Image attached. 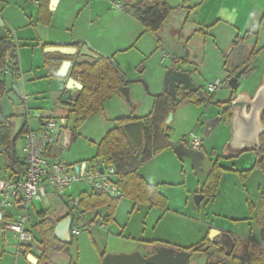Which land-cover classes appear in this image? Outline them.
I'll return each mask as SVG.
<instances>
[{
    "label": "rangeland",
    "instance_id": "rangeland-1",
    "mask_svg": "<svg viewBox=\"0 0 264 264\" xmlns=\"http://www.w3.org/2000/svg\"><path fill=\"white\" fill-rule=\"evenodd\" d=\"M88 1L90 0H86L87 3ZM117 1L123 2V0H91L93 7L91 17L87 16L85 11L79 18L74 19L73 15L66 21L67 32L73 30L76 34L85 33L91 25V36L94 33H99L102 41L108 44L110 50L113 51L112 60L124 74L125 79H141L147 84L148 90L145 89L141 81H133L129 83L130 101L115 93L105 99L99 111L78 126L77 136L72 141L70 148L64 149L55 159L69 164L95 159L96 145L106 131L113 126L115 117L130 115L143 117L151 111L154 95L163 91V76L172 65L189 71L193 82L201 88L210 101L203 102L201 105L193 104L187 100L179 102L171 110L172 118L166 125L168 126L169 147L139 167V171L150 183H160L158 188L168 198L166 206L168 210L164 211V208L154 209L158 210V213L166 212L159 225L155 227L157 212L149 214L144 210H135V213H132L131 201L127 198L120 199L116 206L114 211L117 218L116 222L114 220L106 222L103 219L107 212L106 207L90 212H84L80 208L74 209L75 219L72 225L79 228V233L72 237L68 254L52 253L48 264H102L100 255L103 252L105 254L131 252L142 254L144 249L141 243L144 239H167L166 246L177 250L190 246L205 236L206 228L201 225L204 221H209L210 224L220 227L224 231L238 233L245 239H260V233L255 223L256 218L249 223L244 218L249 217L247 215L248 204L245 202L246 187L249 188V197L253 203L257 204V195L260 196L258 187L262 186L263 182L261 175L257 176V171L250 175L246 186L242 185L243 181L236 172L225 171L221 183L224 189L221 186L219 189L225 190V195L219 193L214 202L208 201V198L202 199L198 208L195 202V196L201 194L199 191L205 181L208 167L213 165L216 160L219 165L225 168H232L234 165L236 169L243 170L252 165L256 159V153L253 150H246L231 158L222 157L228 149L227 143L230 138V123L223 118L222 109L227 106V100L232 96L233 91V88L228 84L230 71L227 69L229 60L226 53L231 46L227 44L228 36L219 33L216 37L205 36V42H202L203 40L201 41L197 36L190 40L189 48L195 42H198L199 46L193 47V50L190 49L193 54L188 66L191 69H188L178 62H174L172 55L165 48V42L170 39L171 31L179 30L184 33L188 27L189 20L184 19L185 9L182 0H170L175 3V6L156 34L146 31L136 18L113 8L111 2ZM9 6L11 5L7 3V0H0V7L4 8L6 12L13 10V7ZM35 23L38 25L37 33L39 34L52 28L47 29L49 24L45 25L38 22L37 13ZM62 25L63 23L57 21L54 26L56 31ZM8 32L0 15V35ZM263 49L264 40L261 37L254 50L256 54L252 57V65L257 66L258 71L254 75L246 74L238 79L237 88L234 89V97L242 92L253 95L256 88L261 84L264 72H262L264 69ZM165 51L169 55L163 58ZM24 52L27 56L26 60L29 62L31 55L29 49H25ZM35 52L38 54L35 58H39L41 48H37ZM40 71L45 72L44 69H40ZM4 77L0 76V79ZM6 78L9 79L8 76ZM216 78L220 80V86L215 92H209L207 85L213 83ZM13 79L19 92L27 97L25 101L28 102L29 106L39 105L41 107L39 110H29V125L31 127L34 128L38 125L39 122L36 117L38 114L45 117L53 115L58 121V125L65 126L67 130L73 126L74 116L69 115L66 106L58 105L59 109L55 107L54 102L59 96V91H53L56 86L54 79L43 78L34 82L28 80V74L25 72L19 78L14 76ZM215 102H221L224 105L219 107L215 105ZM3 110L9 113L17 111L18 108L5 97ZM220 117L222 118L217 122L212 133L205 136L206 123L210 119L218 120ZM193 135L201 138L200 151L204 154L205 164V169L201 171L192 167L188 157L179 156L174 150V146L180 142L185 143V146L189 148L188 141ZM24 144L23 136L15 142V155L19 161H22L24 156ZM7 161V157L4 156L3 158L0 155V178L7 176L10 172ZM242 164L248 166L245 167ZM89 189V186L83 183H74L61 198L52 195L45 201H34L30 205L31 220L27 226L29 227L31 221H35L38 217V211L46 209L50 214H56L58 211L66 210V205L72 203L71 197L76 198L81 191ZM67 193H70L71 196H68ZM227 207H232L233 211L222 214L221 211L226 210ZM96 212L101 215V220L98 222L93 220ZM199 222H201L200 225ZM250 227H253V231L248 233ZM165 232L166 235H164ZM31 233L34 235L37 232L32 228ZM210 238L212 242L219 241L225 249H229L230 244L226 243V236L219 237L212 233ZM241 240L244 239L235 241L240 244ZM33 246L35 251L36 247ZM142 255L144 256V253ZM207 257L216 258L217 253L215 250L211 251L210 255L204 252L192 253L187 264H204ZM0 264H28L23 251L17 248V241L10 230H5L3 233L0 231Z\"/></svg>",
    "mask_w": 264,
    "mask_h": 264
},
{
    "label": "trees",
    "instance_id": "trees-1",
    "mask_svg": "<svg viewBox=\"0 0 264 264\" xmlns=\"http://www.w3.org/2000/svg\"><path fill=\"white\" fill-rule=\"evenodd\" d=\"M136 1L137 0H123L120 10L136 18L146 31L156 34L173 8L166 0H144L141 4H134ZM51 18L52 12L49 10V0H38L37 21L47 25L50 23ZM247 35L248 34H245L242 38L236 37L233 40V45L245 41ZM0 45L2 47V55L0 57V70L2 72L9 65V62L16 59L17 49L9 32L0 35ZM255 54L256 52L252 51L250 59H252ZM57 56H59L58 53L47 54L45 65L48 67L49 75L55 73V68L51 69V67ZM174 58V62L179 60L177 57ZM111 60L112 56L101 55L90 62H74L71 66V77L78 79L82 84V88L76 91L74 99L70 103L69 115L74 116V123L68 130L72 134V141L77 136L78 126L91 115L97 113L103 101L115 93L125 79L124 74L118 68H114ZM16 71V61H14L11 72L15 74ZM249 72L250 69L248 68L244 74H249ZM234 89L236 88H233L232 96L227 100V106H224L222 112L223 118L227 120L231 117L230 103L234 98ZM6 91V85L4 82L0 81V107ZM177 94L182 96L181 101L187 100L196 105H201L203 102L210 101L209 98L200 93L199 87L198 91H180L177 92ZM215 105L223 107L224 103L215 102ZM171 110L170 96L162 91L154 95L152 109L147 115L140 118L122 116L114 119V125L106 131L96 145L95 159L92 158L88 161L93 162L102 159L107 164H111L115 167V182L120 189V196L111 197L95 189L83 190L79 193L78 205L75 206L73 202L70 206L66 205L67 209L57 217L50 214L48 210L39 211L38 214L41 219L32 224L31 229H29L32 231V228H34L37 232L34 234V242L39 244L40 254L37 256L36 264H48L49 255L51 253L60 252L68 254L71 241H58L53 231L54 226L66 216L71 215L72 218L75 217L73 214L74 209L80 208L84 212H90L106 207L107 212L103 216V219L106 222H111L114 220V211L122 197L131 199L135 203L147 204L151 207H166L167 198L159 191L158 184L148 183L144 177L140 175L139 167L154 155L169 147L167 136L168 126H164V122ZM11 117L12 116H3L4 122L0 125V135L2 136L0 137V147L9 146L11 124L8 123V119ZM260 117L264 124V110L261 112ZM138 119L144 122V141L140 150H137L128 142L122 131L123 124ZM27 130L28 124L25 125L22 133H26ZM246 150H253L256 153V159L251 167L243 170H234L222 167L216 160L214 164L208 168L205 181L199 192L208 199L213 198L223 171L236 172L242 181H244L254 169L264 172V132L259 137L258 147L245 149L236 154L227 153L222 157L231 158ZM8 161V168H10V171H14L15 168H19L22 165V161H19L15 153L13 158L8 156ZM261 205L264 206V189ZM98 216L99 213L97 212L93 220ZM230 237L234 244L233 246L230 245L229 249H225L219 241H209L205 236L193 245L182 247L177 250L191 253L204 252L207 255H210L211 251L215 250L217 257L213 259L207 257L204 264H264V247L260 241L244 239L241 240L239 244L232 236ZM30 244H23V246L27 245L24 248V252L29 251L30 246L28 245ZM159 244L166 246V242H159ZM104 254L103 252L100 257L102 258Z\"/></svg>",
    "mask_w": 264,
    "mask_h": 264
},
{
    "label": "crops",
    "instance_id": "crops-1",
    "mask_svg": "<svg viewBox=\"0 0 264 264\" xmlns=\"http://www.w3.org/2000/svg\"><path fill=\"white\" fill-rule=\"evenodd\" d=\"M166 2L172 8H174L175 3H172V1H170V0H166ZM7 3H9V5H11L9 7H13V10H8V12H6L4 10V8L0 7V15L3 18V25H5L7 27V30L9 31L11 37H13L12 39H14L13 41L17 45L16 46L17 50H16V59L9 62V65L4 69L5 77L6 76L9 77L8 80L6 78V90L7 91L10 90L12 84H15L13 77L15 76L16 78H19L24 72L26 74H28V80L34 81V82H37V81H39V79H43V78H46L48 80L54 79L56 81L55 82L56 86L54 87L55 90H53V91L54 92L59 91V96H58V98H56V102H54L55 107H56V109H59L58 105H61L64 107L66 106V109L69 112L71 102L70 103H63V102H61V97H62V94L65 90V87L67 84V79H68V77H71V75H70L71 66L74 62H82V61L90 62L94 59L89 55H79L78 54V51L81 48V46H83L84 42H88L93 48L97 49L102 55L103 54H106L109 56L113 55V53H112L113 51L110 50V47L108 46V44H106L104 41H102L99 33H94L91 36V25L89 26V30L85 33H77L76 34L73 30L70 32H67L68 29H66V28H68V25L66 24V21L70 17H72L73 15H74V19H76V18L80 17V15L82 14L83 11H85L87 13V16L91 17V14L93 13V9H92L93 7L91 6L92 5L91 0L88 1V3L86 2V0H55V2L53 4H50V2H49V10L52 12V21H51V24H49V26H47L48 27L47 29H50L51 27L52 28H51V30H46V32L40 33V34L37 33V26L38 25H36V23H35L36 13H37V8H38V0H7ZM182 3H183L182 5L185 9L184 19H186V21L189 20V23H187L188 27L184 31V33H181V31H179V30L171 31V36H170V39H168V40H171L172 38L173 39L175 38L177 40H182L184 42V45L188 47V43L190 42V40H193L195 36H197L201 41L203 40L202 42H205V40H204L205 36L210 35V36L216 37L217 34L224 33L228 36V43L227 44L233 45V40L236 37L242 38L245 34H248L246 36L247 37L246 40L242 41L241 43H244L248 46V50L250 51V53L256 49L257 44L259 42V39L261 37H263V40H264V0H182ZM111 4H112L113 8L120 10V8L116 7L114 4H122V2L121 1L111 2ZM57 21H58V23H63V25L59 26L58 30L56 31V28L54 26H55ZM64 30H66V31H64ZM60 42L65 43V45H58ZM73 42H74V44H72ZM166 42H165V44H166ZM65 46L66 47L67 46L75 47L76 51L71 52V53H66V52H60V51L48 49V47H65ZM197 46H199V43L195 42L194 45L193 44L190 45V49H192L193 47L197 48ZM20 47H24V48H20ZM39 47L41 48V54L39 55V58L38 57L35 58L36 56H38V54H36L35 51ZM25 49H27V50L29 49V51L31 53L29 62L26 60L27 56L25 55V52H24ZM48 53H58L59 54V56H57L56 59H54L53 65L51 67V69L55 68V73H53L52 75L48 74V67L45 65V59H46ZM192 54H193V51H191V56H192ZM226 57L229 60V56H226ZM67 60L71 61V66H70L69 71H68V76L60 77V76H58V71L62 68L63 62H65ZM14 61H16L17 71L15 74H12V72H11L12 66L11 65H13ZM190 61H191V57H190V60L187 61V64L184 66L185 68H188V69L190 68V67H188L190 64ZM252 63H253V61L251 59V62L248 64V67H247V69L248 68L250 69V72H249L250 75L249 76L254 75L258 71V67L252 65ZM40 69H44L45 72H41ZM263 71H264V69H262V72ZM243 75H245V74H243ZM216 79H218V78H216ZM39 91H37V92H39ZM76 91H77V89L71 90V94L73 95V99H74V96L76 94ZM19 94L23 100V105L25 107L29 108L30 110L31 109L32 110H39V108H41L39 105H35V106L30 107L28 102L25 101L27 97L23 96L20 92H19ZM115 94L120 95L119 93H117V91L115 92ZM5 97L6 96H4L3 100H2L3 115H5V116L12 115L13 116V115L19 114V112L21 110L19 108L17 111L9 112V113H6L3 110V104H4ZM130 116L140 118V116H136V115H130ZM36 117L38 118V122H39L38 125L33 128L29 125V121H28V123H27L28 129L37 130L43 126L44 121L47 118L54 117V116L50 115V116L45 117V116L38 114V115H36ZM115 118H117V117H115ZM114 119H113V121H114ZM225 120H227V119H225ZM227 121L230 123L229 120H227ZM113 125H114V123H113ZM58 136H59V134H58ZM230 136H231V129L229 131V137ZM53 149H54L53 146L48 147L46 150V154L49 158L53 157L55 159L57 155H56V151H54ZM227 153L236 154V153L231 152L229 149H226V151L224 152V154H227ZM0 155H2V154H0ZM2 156L4 158V155H2ZM236 156H238V155H236ZM226 161H229V160H226ZM81 162H84V161H81ZM81 162H74L71 164H79ZM7 163H8V161H7ZM7 166H8V164H7ZM243 166L246 167L248 165L245 164ZM251 166L252 165H250L249 167H251ZM249 167H247V168H249ZM230 169L239 170V169H236L234 167V165ZM255 171H257L256 172L257 176L261 175L263 185L262 186L260 185V187H258L260 190L258 192L260 194V196L258 197V195H257V199H258L257 204L253 203L250 200L249 193H248L249 188L246 187L247 188L246 189L247 196H246L245 202L248 204L247 215L249 217H244V218L247 220L248 223L252 222V220L256 218L255 219V223L257 224L256 228L260 233V239H257L256 241H260L264 247V238H263L264 237V206L261 205V199L263 196V189H264V172L257 170V169L252 170L251 173L248 175V177L243 181L242 185L246 186V182L249 180L250 175L253 174ZM139 173L141 176L144 177V179L148 183H150V181H148L146 179V177L140 171H139ZM223 173H225V171H223L221 174L219 185H218V188H217V191H216L214 197L211 199H208V201L211 200L212 202H214L216 200L217 195H219V193H221L222 195L223 194L225 195V192H226L225 190H219L222 187L221 183H222V179H223V175H224ZM258 173H262V174H258ZM150 184H152V183H150ZM155 184H160V183H155ZM159 191L163 195H165L160 189H159ZM222 191H224V192H222ZM52 195L53 194H50L49 196H52ZM67 195L71 196L70 193H67ZM78 196H77V199H78ZM59 198H61V197H59ZM123 198L124 197H122L121 199H123ZM205 198L206 197H204L203 199H205ZM71 199H72L71 202L74 203V199L72 197H71ZM128 200L131 201L130 204H131V212L132 213H135V210H144V211H146V213H149V214H151L153 212L158 213V210H154V209H157L159 207L154 208V207H151L147 204L135 203L131 199H128ZM167 200H168V198H167ZM201 201L198 205L196 204L197 208L200 206ZM120 202H122V201H120ZM166 206H167V204H166ZM227 209H229V210L227 211ZM227 209L221 211L222 214L230 213V211H233L232 207L231 208L227 207ZM43 210H46V209H43ZM43 210H41V211H43ZM166 210H168V209L165 207L164 211H166ZM64 211L65 210L58 211L56 214H52V215L54 217H57ZM38 212H37L38 217L35 219V221H33V220L31 221L29 229H31L32 224H34L35 222H37L38 220L41 219ZM161 213L160 212L158 213L155 227H157L159 225L160 221L165 217L166 212H161ZM95 214H94V216H95ZM217 214H221V213H217ZM94 216H93V218H94ZM243 216H245V215H243ZM258 216H259V218H258ZM224 217L226 218L225 215H224ZM100 218H101V215L99 214V216L95 220L98 222L101 220ZM231 219L235 220L234 218H231ZM30 220H31V217H30ZM116 220H117V218L114 215V222H116ZM200 223L201 222H199V225H200ZM201 225H203L204 228H206L205 236L209 241L212 240L211 238H209L212 233H215L216 236L218 235L219 237L220 236H226L227 237V235H230L236 241L240 240L241 238L245 239V237H241V235L238 233H233L230 231H224L220 227H215L212 224H210L209 221H204L201 223ZM252 231H253V227H250V230L248 233H250ZM164 235H166V232ZM72 237H71V239H72ZM164 238H166V237H164ZM71 239H70V241H71ZM166 240L167 239L161 240V239H155V238L152 240L151 239H144L142 241L143 243H141V246L144 249V252L142 251V254L144 253V256L151 255L154 252L155 248H157L158 246H161L159 244V242H166ZM35 243L32 242L30 245H28V246H30V249L27 252H24V248L27 245L18 246V244H17V248L19 250L23 251L24 257L27 260L28 264H36L37 263V262L36 263L32 262L29 259L30 255L37 259V256L40 254L39 244L37 242H35ZM33 245H35V247H36L35 251H34ZM167 248H170V247H167ZM50 255H49V262L51 260ZM102 258H101V260H102Z\"/></svg>",
    "mask_w": 264,
    "mask_h": 264
},
{
    "label": "water",
    "instance_id": "water-1",
    "mask_svg": "<svg viewBox=\"0 0 264 264\" xmlns=\"http://www.w3.org/2000/svg\"><path fill=\"white\" fill-rule=\"evenodd\" d=\"M144 0H137L134 4H141ZM50 4H53L55 0H50ZM76 43V42H75ZM74 44V42L72 43ZM58 45H65V43H59ZM165 48L172 55V57H177L179 59L190 60L191 50L189 47L184 45L182 40L171 39L165 44ZM50 50H56L60 52L71 53L75 52V47L65 46V47H48ZM79 55H89L94 59H97L102 54L95 48H93L88 42H84L83 46L78 51ZM2 55V47L0 45V57ZM250 55L248 46L244 43H239L234 46L231 45L228 49L226 56H229V62L227 69L233 70L241 62L246 60ZM239 57V60H234ZM114 68L117 65L113 60H111ZM71 66V61H65L62 64V68L58 71V76L66 77L68 76V71ZM248 67V64L237 70L228 80V84L231 88H237L238 79L244 74ZM0 76H5L0 70ZM6 85L5 77L0 79ZM133 81H141L144 84L146 90H148L147 84L141 80H129L124 79L121 86L117 89L119 93L125 100L130 101V88L129 83ZM162 88L170 96L172 110L175 106L182 100L181 95H177V88L187 89L188 91H198V86L193 82L191 73L186 70H181L175 67V65L170 66L162 79ZM82 84L77 81L76 78L68 77L65 90L61 97V102L70 103L73 100V95L71 94L72 89L80 90ZM6 98H8L14 106L21 109L19 114L9 115L12 116L8 119V123L11 124V138L8 151L6 147H0V154L4 155L8 153L10 158H13L15 152V139L18 134L22 131L23 127L28 123L30 116V109L23 105V100L19 94L16 84H12L11 89L6 91ZM231 107V118H230V129L231 136L228 140L227 147L233 152L237 153L245 149L256 148L259 146V137L264 132V124L261 121V112L264 110V73L261 84L256 88L253 95L242 92L237 94L230 103ZM35 116V115H34ZM171 112L168 114L164 126L168 124L171 120ZM215 120L212 125L207 127V123L204 130V135L209 136L213 129L215 128L218 121ZM4 121L2 105L0 107V124ZM143 128L144 122L141 119L127 122L122 125V131L128 140V142L134 146L137 150H140L143 145ZM72 143V134L66 128H63L57 138L56 144L53 146V150L56 151L58 156L64 149H69ZM175 152L179 156L188 157L191 161L192 167L196 170L201 171V166L204 160V154L200 150L188 148L183 142H180L174 146ZM8 159V157H7ZM78 171V166L73 168ZM204 198L203 194H197L195 196V202L198 205L200 201ZM74 199V205H78V199ZM72 223V216L68 215L61 221H59L54 226V236L58 241L70 242V228ZM0 226H1V214H0ZM215 231V230H214ZM210 238V237H209ZM191 252L175 250L173 248H167L159 246L155 248L154 252L149 256H143L139 252L131 253H118V254H105L102 258L103 264H187L190 258ZM29 259L32 262H37V259L30 255Z\"/></svg>",
    "mask_w": 264,
    "mask_h": 264
},
{
    "label": "built area",
    "instance_id": "built-area-1",
    "mask_svg": "<svg viewBox=\"0 0 264 264\" xmlns=\"http://www.w3.org/2000/svg\"><path fill=\"white\" fill-rule=\"evenodd\" d=\"M114 5L121 7V4ZM168 55V52H165L163 57ZM219 86L220 80L216 79L213 83H208L207 90L215 92ZM63 128L66 127L58 125V121L50 117L44 121L41 128L28 129L24 133L22 165L0 178V231H12L18 246L35 241L27 226L30 221V205L34 201H45L50 194L62 197L74 183H83L90 189L111 197L121 194L115 182V167L102 159L69 164L47 156V148L56 144L58 134ZM188 144L190 148L199 150L200 136H191ZM75 166H78V171L73 169ZM74 219L75 217L72 218L70 228L71 236L79 233V228L72 225Z\"/></svg>",
    "mask_w": 264,
    "mask_h": 264
},
{
    "label": "flooded vegetation",
    "instance_id": "flooded-vegetation-1",
    "mask_svg": "<svg viewBox=\"0 0 264 264\" xmlns=\"http://www.w3.org/2000/svg\"><path fill=\"white\" fill-rule=\"evenodd\" d=\"M175 39V38H174ZM234 46H236V45H234ZM250 56H251V53H250V55H249V57L246 59V60H244L243 62H241L237 67H235V69H233V70H229L230 71V75H229V78L237 71V70H239L240 68H242L243 66H245L246 64H249L250 62H251V59H250ZM175 58H173V60H174ZM234 60H239V57L237 58H235ZM179 63V64H181V65H183V66H185L186 64H187V61L185 60V59H179V60H177L176 61V63ZM228 65V64H227ZM176 67V66H175ZM176 68H178V69H181V68H179V67H176ZM181 70H185V69H181ZM198 86V85H197ZM199 87V86H198ZM199 90H200V93L202 94V95H205L206 96V94H204L203 92H202V90H201V88L199 87ZM180 91H188L187 89H180V88H177V90H176V92H180ZM178 95V94H177ZM231 108V107H230ZM223 109H224V107H223ZM223 109H222V112H223ZM3 116H5V115H3ZM222 116H223V113H222ZM222 118V117H221ZM231 118V117H230ZM229 121H230V119H228ZM214 121H215V119H210L208 122H207V127L209 128V126L210 125H212L213 123H214ZM4 122V121H3ZM2 122V123H3ZM1 123V124H2ZM0 124V125H1ZM25 127V126H24ZM23 127V128H24ZM23 130V129H22ZM24 137V134L22 133V131L20 132V134H18L17 135V137H16V139H15V142H16V140L19 138V137ZM0 137H2L1 135H0ZM10 138H11V132H10ZM9 144H10V142H9ZM8 148H9V146H7L6 147V150L8 151ZM5 156L6 157H8V153H6L5 154ZM205 167V164H204V160H203V163H202V166H201V169L203 170V169H205L204 168ZM210 167V166H209ZM208 167V168H209ZM226 243H228V244H230L231 246H233V241H232V239H231V237H230V235H227V237H226ZM229 245V246H230ZM162 246V245H161ZM159 247V246H158ZM163 247H166V246H163ZM183 251V250H182ZM192 254V253H191ZM191 256V255H190ZM188 263V262H187Z\"/></svg>",
    "mask_w": 264,
    "mask_h": 264
}]
</instances>
